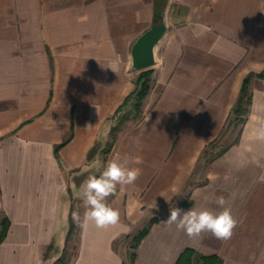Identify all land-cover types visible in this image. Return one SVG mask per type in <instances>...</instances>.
<instances>
[{
  "label": "crops",
  "instance_id": "crops-1",
  "mask_svg": "<svg viewBox=\"0 0 264 264\" xmlns=\"http://www.w3.org/2000/svg\"><path fill=\"white\" fill-rule=\"evenodd\" d=\"M156 13L166 31L141 114L123 115L111 141L141 71L131 45ZM262 70L264 0H0L2 264L54 263L78 205L77 247L65 264H175L186 248L221 264H264V142L255 139L264 78L252 76L244 122L205 159L243 78ZM117 156L141 170L108 197L119 222L81 227L83 185ZM219 196L239 221L230 240L164 224L173 208L219 211ZM152 217L131 260V237Z\"/></svg>",
  "mask_w": 264,
  "mask_h": 264
},
{
  "label": "clouds",
  "instance_id": "clouds-1",
  "mask_svg": "<svg viewBox=\"0 0 264 264\" xmlns=\"http://www.w3.org/2000/svg\"><path fill=\"white\" fill-rule=\"evenodd\" d=\"M255 139L264 142V122L255 129ZM135 162L140 161L137 159ZM140 175L139 168L128 167L126 162H122L117 156L107 162L99 176H90L83 185L85 213L81 227L90 221L100 229L116 225L120 220V213L108 203V197L116 196L118 187L122 190L123 186L133 185ZM215 203L219 211L207 207H193L187 211L173 208L164 224H174L178 231H183L189 238H198L210 233L218 240L228 241L239 221L233 215L231 207L227 206L228 201L224 196L217 197ZM155 207L156 205L153 208ZM72 218L80 221L79 213L73 212Z\"/></svg>",
  "mask_w": 264,
  "mask_h": 264
},
{
  "label": "trees",
  "instance_id": "trees-1",
  "mask_svg": "<svg viewBox=\"0 0 264 264\" xmlns=\"http://www.w3.org/2000/svg\"><path fill=\"white\" fill-rule=\"evenodd\" d=\"M160 19V14L156 13L154 17V22H158ZM152 73L151 68L143 69L139 72L136 80H135V88L131 92L130 95L127 96L129 98H133V108L135 111H140L141 101L144 96L147 94L150 87V76ZM252 76L258 78H264V70L259 73H249L247 74L241 83L239 95L234 106L231 109V118L229 119L225 129H223L221 136L231 127L235 129L238 125L244 122L246 118V114L248 112V106L251 100V92L249 90V82ZM117 130V126H113L111 128V141L113 140L114 134ZM220 136V137H221ZM110 141V143H111ZM214 142V141H213ZM211 142L209 146L213 143ZM110 145V144H109ZM57 148V147H56ZM55 148V152H56ZM225 150V147L219 150L218 153H221ZM188 203H184L180 206H186ZM158 219L156 217H152L149 219L147 223L143 225L141 229H139L132 237L130 241L131 251L129 252V257L133 260L135 254L134 249L137 247L141 239L147 234L150 226L156 222ZM9 227V220L5 215H2L0 219V242L5 238ZM73 223L70 220L69 229L66 234V238L72 233ZM60 257L55 261L58 262ZM175 264H221V258L218 255L210 254V255H201L195 252L191 248L184 249L178 256Z\"/></svg>",
  "mask_w": 264,
  "mask_h": 264
},
{
  "label": "rangeland",
  "instance_id": "rangeland-1",
  "mask_svg": "<svg viewBox=\"0 0 264 264\" xmlns=\"http://www.w3.org/2000/svg\"><path fill=\"white\" fill-rule=\"evenodd\" d=\"M158 42L155 45V49H156L155 51H157V52H158V47H159ZM150 81H151V76H150ZM149 84H150V82H149ZM124 108L121 109V112H119L117 115H115V123L117 124L116 125L117 128L119 127L120 123H122V120L124 121L125 118L131 117L132 119L136 120L139 118V116L141 114V111H138V112L135 111L132 106H129L128 109H124ZM123 115L125 118L123 117ZM231 127L227 130L226 133H224L221 137L217 138L209 147H207V154H206V158H205L206 160L211 158L214 154H216L217 151L224 148L229 143V141H231V139L234 136V131L231 130ZM76 212H78L79 215L81 214V208L79 205L76 206ZM1 217H2V213L0 211V219H1ZM71 221L73 223L72 233L68 236V238H65L63 251L60 255L59 261L56 263L54 262L52 264H65V263L69 262L75 254L77 242H78L79 221H75V220H73V218L71 219ZM2 256L3 255L0 252V264H2Z\"/></svg>",
  "mask_w": 264,
  "mask_h": 264
},
{
  "label": "water",
  "instance_id": "water-1",
  "mask_svg": "<svg viewBox=\"0 0 264 264\" xmlns=\"http://www.w3.org/2000/svg\"><path fill=\"white\" fill-rule=\"evenodd\" d=\"M166 31L163 22H155L144 30L130 48L131 67L143 70L154 64V47Z\"/></svg>",
  "mask_w": 264,
  "mask_h": 264
}]
</instances>
